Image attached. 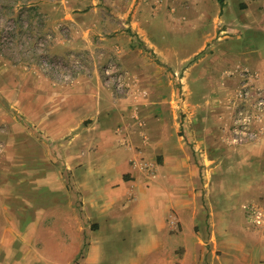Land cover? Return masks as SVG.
I'll return each instance as SVG.
<instances>
[{
    "label": "rangeland",
    "instance_id": "374dc122",
    "mask_svg": "<svg viewBox=\"0 0 264 264\" xmlns=\"http://www.w3.org/2000/svg\"><path fill=\"white\" fill-rule=\"evenodd\" d=\"M143 5L149 12L146 20L139 18L143 35L164 59L131 27V13L119 16L128 8L122 2L0 0V155L10 153L1 162L10 178L2 170L0 264H64V239L75 218L82 228L92 225L90 207L76 186L104 185L101 174L112 172L105 171L110 152L98 144L97 152L83 154L89 146L77 143L76 134H94L88 128L98 118V95L110 108L118 99L132 105L154 98L165 103L168 114L173 110L179 123L173 146L177 135L190 156L200 210L194 230L200 241L190 231L189 210L181 208L185 221L177 242L190 248L217 244L227 264L264 260V247L258 246L264 239L256 243L264 225L253 223L246 211L249 204L264 211V163L258 161L264 156L249 153L264 144V60L258 56L264 59V0H164L158 8L147 0ZM233 16L243 24H230ZM219 19L227 24L215 28ZM113 127L119 133L120 124ZM138 127L145 135L143 124ZM127 152L120 149L111 157L120 164L133 154ZM131 164L154 188L148 194L135 190L137 201L127 192L114 206L127 236L96 235L102 264H130L133 258L150 264L158 253L150 239L160 228L165 232L161 223L181 227L170 226L174 210L164 211L179 177L155 179L156 168L143 157ZM135 227L141 236H132ZM223 230L227 234H220ZM86 247L84 240L82 251Z\"/></svg>",
    "mask_w": 264,
    "mask_h": 264
},
{
    "label": "crops",
    "instance_id": "0c3cea01",
    "mask_svg": "<svg viewBox=\"0 0 264 264\" xmlns=\"http://www.w3.org/2000/svg\"><path fill=\"white\" fill-rule=\"evenodd\" d=\"M146 1L147 0H140L136 3V0L128 2L121 0V2L124 3V7L128 8L124 12L122 11L118 14L122 17V19H124L131 13V27L140 34L144 44L148 48L153 49L161 57V53L157 46L150 40L146 39L143 35L145 34V30L141 26V22L143 21L139 18H144L145 20L148 18L149 12L147 11L146 6L143 5V2ZM163 1L164 0H154L157 4L156 8H158V5H160ZM112 2H114V5L117 3L121 4L119 0H112ZM167 2L169 4H179V0H167ZM226 6H228V4L222 7L223 10ZM230 8L233 10L232 6H230ZM170 9L175 11V5L170 7ZM223 10L219 11L222 13ZM236 14L239 15L237 11ZM224 22L225 21L223 19H219L215 24V28H218V24ZM228 22L230 24H243L239 20L234 21V16L231 17ZM258 56L260 60H264L262 54H259ZM161 59L164 58L161 57ZM148 77L150 79L154 78L152 76ZM153 87L155 92L156 88L155 86ZM140 101L141 100L138 99L135 104L131 105L126 103L124 99H118L115 102H109V105H113L110 108V106H107V102L102 100V98L98 95V99L94 104V107L98 109V118H94V121L88 128L89 130H93L94 134H90V136H88L86 135L87 133L84 132L85 130L76 134L77 143L80 142L81 144H88L89 146L88 150L82 151L83 154L87 153V151L97 152V146L99 145L105 147L104 150L106 152H110V163L105 166V171L111 170L112 172L101 174V176L106 178V182H104V185L99 184L94 190L92 188H88L89 184L84 185L82 183H77L76 189L80 190V200L83 201L82 203L85 207H90V211L88 212L89 215L87 217L91 220L92 225L90 224L89 226L82 228L79 226L80 222L77 217L75 218L76 223L73 226L71 222L72 217L70 218L68 215L64 216V218L68 220L74 228V230H68L65 235L70 239L69 241L67 238L64 239L67 240L65 241L63 251L64 264H71L76 258V264H102L104 260L100 250L101 241L97 239L96 235L98 236L106 233L109 237L127 236L125 235L126 233L120 229V223L116 222L119 219V215L116 213V208L114 206L118 204L121 196L127 194V192H129L130 195H134L133 200L137 201L138 196L135 193V190L146 192L148 194L152 192V189L154 188L152 186H148L146 180L140 176L141 174L137 165L131 164L132 158H136L138 161L141 157L147 159L153 168H156L157 173L155 175V179L166 178L172 181L176 180V178L178 179V177L180 179V183L176 186V193L173 192L171 195L172 203L170 204L168 202L167 205L164 206V211L165 208L169 211L171 210V212L174 210L175 216L170 226L175 228L177 225H180L181 227L173 230L172 228H166V224L163 222L161 224H163V227L165 226V232H162L160 228L162 225L160 223L157 224V227L160 228V233L152 234L153 236L150 239V244L152 251H157L158 253L150 264H227L225 263V259L228 258H223V252L220 248H217L219 246L217 244L211 246V248L208 246V248L201 247V244H199L200 246L198 247L196 246L194 248H190L186 244H181L179 240L177 242L176 237L178 236L176 235L183 231L185 221V219H182L181 216L184 215V213L180 210L181 208L189 210L190 231L193 235L198 236V234L194 231L197 219L200 217V210L197 207L196 196L194 195L195 193H193L197 183V179L194 174V167L189 164L190 156L185 150H181L183 146L180 144V137L177 135H175V139L178 142V145L173 146L175 141L173 131L177 133L179 130V123L176 116L173 114V110L170 112L172 115L168 114L165 112V109L167 108L165 103L158 102L154 98L153 100L149 99L150 102L146 101V103L143 101L142 103ZM114 115L116 117H114ZM115 121L117 126L120 124V130L117 134L113 132ZM139 123L143 124V132L145 135H140L138 127ZM97 138L99 140L96 144H94ZM125 140H128L129 143H123ZM120 149L125 155L127 150V153L133 154L127 156L126 159L124 155V160L119 164V160L116 161V159L111 156H113V152L119 151ZM237 149H239L238 151L244 150V152H248L244 147H239ZM249 153L253 156H255L254 154H257L258 156L262 155L263 157L264 144H257L255 149L249 150ZM9 155L10 153L0 155V165L1 167L3 166L2 168L0 167V186H2L1 177L3 176L2 174H4L2 170L7 172L4 177L6 179L10 178V174H8L9 170L6 168L4 169V165L1 164L3 161L2 159ZM159 160L160 162L158 163ZM258 161L264 163V159H259ZM105 171H103V173ZM99 179L102 178L100 177ZM164 189L169 195L168 191H171L167 187ZM68 198L69 195H67L65 199L67 208L71 205ZM208 218H210L209 221L212 220V216ZM116 227L119 228L112 231L113 229H116ZM136 228L137 227H135V229ZM139 231L140 229H136V232H133L132 236H141L142 233ZM223 231H226V233H223ZM223 231H221L220 234H227V230ZM216 234V231L212 229L211 236L216 237ZM167 238H172L173 244H170ZM198 238L200 241L199 236ZM261 238L264 239V235L258 236L256 243H259ZM84 240L85 243L88 244V247H86L85 251H82ZM165 244L170 247L167 248V245ZM258 246L263 248L264 244L261 245L260 243ZM138 250L143 252L140 245ZM224 255H227V252H225ZM129 260H131L130 264H140L139 258ZM257 262H260L259 264H261L264 260L260 258Z\"/></svg>",
    "mask_w": 264,
    "mask_h": 264
},
{
    "label": "built area",
    "instance_id": "2783aa9c",
    "mask_svg": "<svg viewBox=\"0 0 264 264\" xmlns=\"http://www.w3.org/2000/svg\"><path fill=\"white\" fill-rule=\"evenodd\" d=\"M247 214L250 220L257 226L264 225V211L258 205L249 204L246 206Z\"/></svg>",
    "mask_w": 264,
    "mask_h": 264
},
{
    "label": "trees",
    "instance_id": "16d2710c",
    "mask_svg": "<svg viewBox=\"0 0 264 264\" xmlns=\"http://www.w3.org/2000/svg\"><path fill=\"white\" fill-rule=\"evenodd\" d=\"M221 1V0H220Z\"/></svg>",
    "mask_w": 264,
    "mask_h": 264
}]
</instances>
